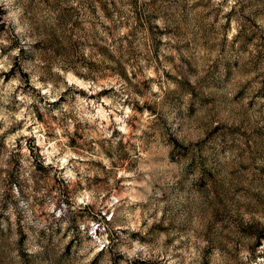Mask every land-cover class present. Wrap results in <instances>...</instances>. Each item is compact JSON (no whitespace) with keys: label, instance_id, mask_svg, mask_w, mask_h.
Segmentation results:
<instances>
[{"label":"clouds","instance_id":"clouds-1","mask_svg":"<svg viewBox=\"0 0 264 264\" xmlns=\"http://www.w3.org/2000/svg\"><path fill=\"white\" fill-rule=\"evenodd\" d=\"M0 264H264V0H0Z\"/></svg>","mask_w":264,"mask_h":264}]
</instances>
